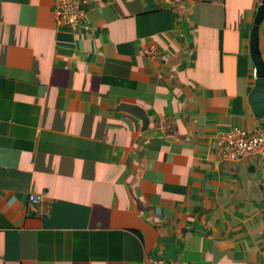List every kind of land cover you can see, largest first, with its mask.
<instances>
[{
  "label": "crops",
  "instance_id": "obj_1",
  "mask_svg": "<svg viewBox=\"0 0 264 264\" xmlns=\"http://www.w3.org/2000/svg\"><path fill=\"white\" fill-rule=\"evenodd\" d=\"M263 1L0 0V264H264V152L221 141L264 134Z\"/></svg>",
  "mask_w": 264,
  "mask_h": 264
},
{
  "label": "built area",
  "instance_id": "obj_2",
  "mask_svg": "<svg viewBox=\"0 0 264 264\" xmlns=\"http://www.w3.org/2000/svg\"><path fill=\"white\" fill-rule=\"evenodd\" d=\"M262 4V2L260 3ZM55 15L59 23L78 25L86 17V12L80 7L79 0H56ZM253 75L257 77L254 68ZM162 131L172 132L174 125L171 121L164 120ZM224 150L222 155L230 160H239L255 153L264 152V134L248 132L236 128L222 134ZM29 201L32 211L39 217L49 214L47 198L44 193H31Z\"/></svg>",
  "mask_w": 264,
  "mask_h": 264
},
{
  "label": "water",
  "instance_id": "obj_3",
  "mask_svg": "<svg viewBox=\"0 0 264 264\" xmlns=\"http://www.w3.org/2000/svg\"><path fill=\"white\" fill-rule=\"evenodd\" d=\"M264 20V1L258 9L254 26L251 32V56L254 60L257 77L253 92L250 95L251 105L257 117L264 116V59L260 51V24ZM131 113L142 118L146 122V115L142 112V108L135 104H123Z\"/></svg>",
  "mask_w": 264,
  "mask_h": 264
},
{
  "label": "clouds",
  "instance_id": "obj_4",
  "mask_svg": "<svg viewBox=\"0 0 264 264\" xmlns=\"http://www.w3.org/2000/svg\"><path fill=\"white\" fill-rule=\"evenodd\" d=\"M262 5V4H261Z\"/></svg>",
  "mask_w": 264,
  "mask_h": 264
}]
</instances>
